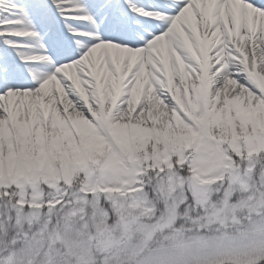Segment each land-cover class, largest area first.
Returning <instances> with one entry per match:
<instances>
[{
  "label": "snow or ice",
  "instance_id": "snow-or-ice-1",
  "mask_svg": "<svg viewBox=\"0 0 264 264\" xmlns=\"http://www.w3.org/2000/svg\"><path fill=\"white\" fill-rule=\"evenodd\" d=\"M0 40V264L45 234L82 252L150 240L179 215L148 194L161 174L225 211L253 199L264 0H0ZM200 264H264V237Z\"/></svg>",
  "mask_w": 264,
  "mask_h": 264
},
{
  "label": "rangeland",
  "instance_id": "rangeland-1",
  "mask_svg": "<svg viewBox=\"0 0 264 264\" xmlns=\"http://www.w3.org/2000/svg\"><path fill=\"white\" fill-rule=\"evenodd\" d=\"M23 42H30L28 38ZM0 40V48L3 41ZM180 177L168 180L162 174L153 196L157 202L158 215L167 219L170 210L179 205V215L174 223L156 230L149 240L146 235H138L134 244L129 247L121 245L119 252H102L95 243L87 251L69 249L62 240L52 243L47 234L38 238L30 247H22L19 264H82V261H92L100 264L101 258L108 256L113 264L132 251H139L147 243V251L141 264H200L207 257L222 255L229 250H237L249 239L264 237V202H261V192L264 191V181L259 170L252 180V187L257 191L251 201L243 206L237 198L230 201L227 211L216 198L202 202L200 191L188 172H182ZM175 188L174 193L170 192ZM187 195V201L180 203ZM213 204L217 206L214 208Z\"/></svg>",
  "mask_w": 264,
  "mask_h": 264
},
{
  "label": "trees",
  "instance_id": "trees-1",
  "mask_svg": "<svg viewBox=\"0 0 264 264\" xmlns=\"http://www.w3.org/2000/svg\"><path fill=\"white\" fill-rule=\"evenodd\" d=\"M259 170V169H258ZM258 170H257V172H258ZM162 174H161V178H160V181H162ZM158 183L159 182H157V180H156V178L155 177H153V180H152V184H151V186L148 188V194H149V196L153 199V200H155L154 199V196H153V193H154V191H156V188H157V186H158Z\"/></svg>",
  "mask_w": 264,
  "mask_h": 264
},
{
  "label": "bare ground",
  "instance_id": "bare-ground-1",
  "mask_svg": "<svg viewBox=\"0 0 264 264\" xmlns=\"http://www.w3.org/2000/svg\"><path fill=\"white\" fill-rule=\"evenodd\" d=\"M23 42V41H22ZM31 42V41H30ZM30 42H27V43H30ZM25 43V42H24Z\"/></svg>",
  "mask_w": 264,
  "mask_h": 264
}]
</instances>
